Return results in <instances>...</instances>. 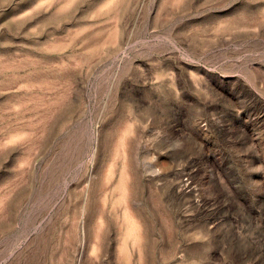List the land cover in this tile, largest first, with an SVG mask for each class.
<instances>
[{"label": "rangeland", "instance_id": "obj_1", "mask_svg": "<svg viewBox=\"0 0 264 264\" xmlns=\"http://www.w3.org/2000/svg\"><path fill=\"white\" fill-rule=\"evenodd\" d=\"M0 264H264V0H0Z\"/></svg>", "mask_w": 264, "mask_h": 264}]
</instances>
